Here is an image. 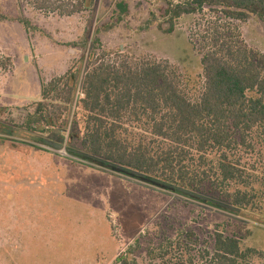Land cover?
<instances>
[{"label": "rangeland", "instance_id": "1", "mask_svg": "<svg viewBox=\"0 0 264 264\" xmlns=\"http://www.w3.org/2000/svg\"><path fill=\"white\" fill-rule=\"evenodd\" d=\"M20 1L0 0V59H10L0 69V264H117L122 255L161 264L157 254L164 248L172 262L182 255L197 263L216 232L238 238L242 248L255 250L250 263L264 264V139L257 133L253 149L238 151L255 174V204L236 208L209 184L189 192L85 157L81 110L73 104L53 127H23L42 84L70 67L82 75L91 53L167 61L195 99L203 75L191 33L213 13L182 14L170 26L164 13L171 0H95L70 15L60 14L65 0H50L44 9ZM231 22L264 55L261 21L250 15ZM189 232L194 235L186 240ZM178 239L186 242L177 247Z\"/></svg>", "mask_w": 264, "mask_h": 264}, {"label": "trees", "instance_id": "2", "mask_svg": "<svg viewBox=\"0 0 264 264\" xmlns=\"http://www.w3.org/2000/svg\"><path fill=\"white\" fill-rule=\"evenodd\" d=\"M24 1L44 9L50 0ZM94 3L65 0L60 5L68 8L60 14L91 9ZM204 9L213 13V20L196 24L191 33L203 75L195 99L183 90L176 68L167 61L127 56L105 60L91 53L82 75L70 67L42 84L41 99L27 112L24 129L55 126L73 104L81 110L79 144L85 157L189 192L209 184L236 208L255 204V174L241 164L238 151L253 149V133L264 139V55L242 41L231 21L254 15L264 25V0H171L164 16L172 26L182 14ZM9 63L8 57L1 58L0 69ZM193 235L185 233L186 240ZM182 241L174 244L180 247ZM185 250L192 249L185 245ZM253 253V248H242L238 238L216 232L211 250L205 248L197 263L182 255L172 262L167 248L157 257L161 264H251ZM116 261L137 264L123 255Z\"/></svg>", "mask_w": 264, "mask_h": 264}]
</instances>
